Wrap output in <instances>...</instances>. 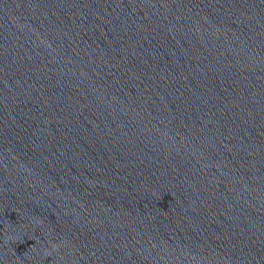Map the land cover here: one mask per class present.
Segmentation results:
<instances>
[{
	"label": "water",
	"instance_id": "obj_1",
	"mask_svg": "<svg viewBox=\"0 0 264 264\" xmlns=\"http://www.w3.org/2000/svg\"><path fill=\"white\" fill-rule=\"evenodd\" d=\"M0 264H264V0H0Z\"/></svg>",
	"mask_w": 264,
	"mask_h": 264
}]
</instances>
